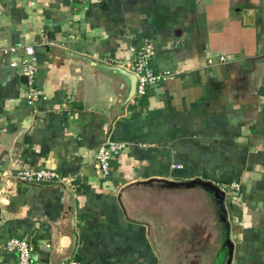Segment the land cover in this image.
I'll return each instance as SVG.
<instances>
[{"label": "crops", "instance_id": "1", "mask_svg": "<svg viewBox=\"0 0 264 264\" xmlns=\"http://www.w3.org/2000/svg\"><path fill=\"white\" fill-rule=\"evenodd\" d=\"M259 4L0 0V264H16L6 247L14 236L34 244L31 264H163L143 191L197 192L220 223L213 264H264ZM145 40L156 47L152 69L165 76L126 101L131 82L115 67L133 73L132 47ZM28 45L35 101L10 64ZM11 47L17 53H1ZM107 140L125 147L106 178L96 155ZM21 168H52L71 181L20 182ZM197 181L216 186L222 204ZM234 181L241 190L230 196L224 187Z\"/></svg>", "mask_w": 264, "mask_h": 264}, {"label": "rangeland", "instance_id": "2", "mask_svg": "<svg viewBox=\"0 0 264 264\" xmlns=\"http://www.w3.org/2000/svg\"><path fill=\"white\" fill-rule=\"evenodd\" d=\"M258 8V25L264 37V0H260ZM139 193L143 194L141 196L144 200L149 199L150 204L142 208V211L145 209L152 220L149 222V234L163 264L215 262L221 245L220 223L214 220L212 210L210 213L205 211L208 204H203L200 194L195 191L169 193L164 196H154L148 191ZM134 209L133 214H143L139 202L134 205ZM203 211L206 215L200 216Z\"/></svg>", "mask_w": 264, "mask_h": 264}, {"label": "built area", "instance_id": "3", "mask_svg": "<svg viewBox=\"0 0 264 264\" xmlns=\"http://www.w3.org/2000/svg\"><path fill=\"white\" fill-rule=\"evenodd\" d=\"M81 6L87 5L91 0H70ZM25 52L23 57L19 60H12L11 66L15 67L20 73L24 74L28 78L30 87V96L32 101L39 98L40 91L34 86V81L38 73V66L36 64L37 57L35 49L32 45H28L24 48ZM156 47L151 40H145L139 47H132L134 52L133 60L130 64L132 72L137 76V90L136 97L141 98L147 94L150 87L158 85L165 74L156 73L151 65L150 61L154 55ZM17 53V48H3L1 53ZM224 57L221 56L220 59ZM125 143L115 140H107L102 144L97 151L96 162L98 168L103 177H109L111 174V162L115 156L121 153L124 149ZM179 168V165H174ZM16 180L24 183H48L57 182L65 183L71 181V179L60 175L55 169L52 168H21L14 174ZM226 192L230 196H234L241 190L239 182H231L224 187ZM9 251L14 252L17 255L16 264H31L32 256L35 250L34 244L31 240L25 237H11L6 244ZM57 264H81L77 260L62 261Z\"/></svg>", "mask_w": 264, "mask_h": 264}, {"label": "water", "instance_id": "4", "mask_svg": "<svg viewBox=\"0 0 264 264\" xmlns=\"http://www.w3.org/2000/svg\"><path fill=\"white\" fill-rule=\"evenodd\" d=\"M115 70H117L120 73H122L123 75H125V77H127L129 79V81L131 82V85H130L131 89H130V92L128 94L126 101L132 99L134 97V95L136 94V90H137V76L134 73L128 72L124 68L115 67Z\"/></svg>", "mask_w": 264, "mask_h": 264}, {"label": "trees", "instance_id": "5", "mask_svg": "<svg viewBox=\"0 0 264 264\" xmlns=\"http://www.w3.org/2000/svg\"><path fill=\"white\" fill-rule=\"evenodd\" d=\"M150 65H151V61H150ZM112 163H113V161L111 162V169H112ZM197 182L200 183V184H202V185H208V186H210V191L213 193V195L217 199V202L220 203V204H222V202H223L222 201L223 199L221 198V193L222 192L216 186H214L213 184H210V183H203V182H200V181H197Z\"/></svg>", "mask_w": 264, "mask_h": 264}]
</instances>
